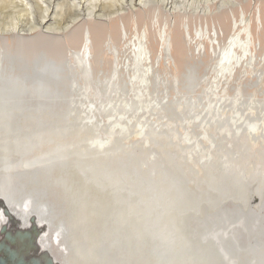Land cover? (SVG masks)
Returning a JSON list of instances; mask_svg holds the SVG:
<instances>
[{
  "label": "rangeland",
  "instance_id": "obj_1",
  "mask_svg": "<svg viewBox=\"0 0 264 264\" xmlns=\"http://www.w3.org/2000/svg\"><path fill=\"white\" fill-rule=\"evenodd\" d=\"M260 4L261 0H0V62L19 64L22 56L42 47L36 37L44 31L63 37L89 20L91 31H80L76 46L102 43L91 60L71 56L65 48L62 63L47 67L54 77L50 86L11 80L0 84V148L7 146L2 135L5 113L18 108L38 117L20 125L23 130L36 124L25 139L28 143L43 152L61 147L56 159L33 170L41 171L34 184H28L67 201L74 215L71 240L91 249L83 257L75 253L77 262L93 259L86 264H99L100 258L121 257L131 264H168L171 259L178 264L189 255L214 250L212 233L204 230L206 221L195 213L202 208L208 216L212 211L215 222L216 209L202 202L204 195L212 190L217 202L231 208L237 203L230 199L233 194L224 179H232L222 172L233 164L249 179L264 169V28L256 31V25L264 24V6L261 23L257 11L250 17ZM207 5L218 12L216 21L210 14L201 16ZM243 13L251 19L248 33L236 31L234 25L239 20L241 30ZM76 17L72 29L63 32ZM235 33L241 38L231 40ZM156 34L157 40L150 41ZM249 37L252 40L234 51L233 58L223 61L226 51ZM55 49L37 55L33 64L54 63ZM22 76L27 78H17ZM25 95L35 99L22 101L19 97ZM21 112L13 116L24 115ZM4 153L0 149V161H5ZM210 153L211 160L202 159ZM166 156L174 158L175 166ZM195 175L204 177L202 182ZM174 188L180 191H168ZM255 192L252 188L244 195ZM147 196L153 206L150 229L141 235L145 218L139 217L138 206Z\"/></svg>",
  "mask_w": 264,
  "mask_h": 264
},
{
  "label": "bare ground",
  "instance_id": "obj_2",
  "mask_svg": "<svg viewBox=\"0 0 264 264\" xmlns=\"http://www.w3.org/2000/svg\"><path fill=\"white\" fill-rule=\"evenodd\" d=\"M140 2H142V0H140ZM262 5L264 6V0H261V4L257 5L254 10L250 12V17H252V14H254L255 11L258 12V22L260 23L263 17L261 15ZM211 6L212 5H207L201 10L200 14L201 16H207L210 14L209 16L216 21L215 16L219 17V14H217L218 12L216 10L210 11ZM219 9H221V7ZM244 13L242 14L243 19L241 24L244 26H241V30H239V20L235 19L234 25L238 27L236 31H244L248 33L247 26L250 24L251 19L247 18ZM92 14L94 15L93 12H88V16H91ZM96 15L97 14L94 16ZM223 16L227 15L224 14ZM220 19L222 18H219V22ZM76 20L77 17L65 28H62L63 30H61L63 32H65L64 30H69L72 26L71 23H74ZM90 21L91 20L77 26L75 29L71 28V32L69 34H65L63 37H58V35L52 34L53 31H44L42 35H38V37H36L41 40L42 47L39 46L37 51L32 50L29 54L22 56L20 59L22 62L19 64L10 62L7 59L2 60L0 62V70H2L3 75L0 78V84L7 85V81L11 80L17 83L21 82L22 84L42 83L49 85L51 80L54 81V77L49 74L50 71L47 67L56 68L62 63L64 58H66V54L63 55L65 48L70 49L69 51L71 56L84 55L91 60L93 55L101 51V41H95V45L92 43L91 48H87V46H89L88 44L85 46L83 45L82 48L84 49L80 46H76L75 44L80 39L77 36L80 34V31H82L85 27H89L87 31H91L92 23ZM220 25L222 31H226L227 25L223 22H220ZM217 28H215V31H219ZM263 28L264 24L261 26L256 25V31L263 30ZM48 30H53V26H48ZM137 30L138 27L135 31ZM98 34H100V32ZM218 36L219 35L217 33V37ZM230 37L231 40L238 39L241 38V34L239 35V33H235ZM157 38V34L153 35V37L150 38V41L154 42ZM249 40L252 39L249 37L246 41H241L239 46H236L235 44V46L232 47L233 51H226L227 53L225 52L223 61L227 62L229 59L233 58L232 53L243 47V44ZM52 42H56L58 44H53ZM7 44V46L11 48L8 42ZM14 47L15 46H13V48ZM54 47H56L54 63L52 60H41V65L35 66L33 64L37 55H41L49 48L54 49ZM71 49L75 52L71 51ZM111 50H113L112 47ZM41 58L43 59V57ZM50 64H53L52 67ZM5 69L6 72H4ZM23 74L27 75V78L23 76L21 78H17ZM86 78H88V76ZM29 96L25 95L22 97L20 96L19 98L22 101H27V98L30 97L34 98L33 96ZM29 103L33 104L35 101L28 102L26 104L29 105ZM21 110L22 109L18 108L10 112L5 111L7 117L5 118L6 122L2 131L4 143L7 146L1 145V147L5 148H0L5 152V161H0V214L2 216V218H0V264H82L84 259L82 258V263L77 262L78 258H75V253L79 254L80 257H83V254L86 253L85 251L88 252L89 250L91 251V249L86 250L87 244L78 241L73 242V240H71V225L74 224V215L66 206L67 201L59 195L51 196V193L46 192L42 187L37 188L28 184H34L33 181L37 180V176H39V172L41 171L36 170L33 172V170L38 167H46L47 164L56 159L57 155H59L61 151V147H50L43 152L35 144L28 143L25 139L32 135L36 124L27 126L23 130L20 125L26 124L29 119L35 120L34 118L38 117L32 116L31 110H22V112ZM18 111L21 112V115L22 113H24V115L14 117L13 114ZM12 121L17 122L18 125L10 124ZM8 151H11V156L7 155ZM163 151L165 156L168 151L166 152V148ZM165 158L166 161L170 162L171 166H175L174 158L172 161L167 156ZM202 159L211 160L212 153L208 155L204 154ZM192 170L193 174H198L197 169L193 168ZM228 170L229 171H223L221 176L223 175L232 179H224V182L227 185L226 189L233 194H230V199L233 201L235 200L234 202L244 209L240 211L237 204H233L231 208L226 207L225 204H220V201L217 202L214 192L210 190L209 193H207L208 195H204L202 202L205 201L210 207V210L216 209L215 213L213 212L215 222L211 220L212 211L209 212L210 214L208 216L201 213L202 208L200 211L199 209L195 211V213L198 212L200 215L197 217L202 219V221H206L207 225L204 230H210L209 232L212 233L210 239L214 244V250L212 251V249L210 250L204 248L205 251H202V254H194L192 256L187 254V252H190L187 247L186 254L189 255L188 257L190 259L177 260V262L179 261L178 264H264V169L256 171L249 179H246V176L242 173V171L237 170L236 165L232 164ZM195 178L197 180L199 179V182H202L204 177H198L195 175ZM88 179L91 178L88 177ZM91 181H93V179H91ZM252 188H255L256 190L255 195L251 196L249 194L245 196V191L249 192ZM172 190L180 191V188L168 189V191ZM215 190H222V188L216 187ZM55 197H57V199ZM251 198H256V200L251 201ZM67 199H69V196H67ZM147 199L150 200L149 196L142 199V203L138 206V209H141V215L139 217L143 216V218H145V222L143 224L144 228L142 227L143 229L140 231L141 235L148 234L150 229V217L153 206L150 205V202L147 201ZM225 200L226 198L222 201L224 202ZM202 202L200 204H202ZM222 207H226V209L220 210ZM130 209L131 210H129L127 214L128 217L132 214L134 207ZM195 213L193 212V214ZM194 220L195 218H192L190 221ZM215 224L219 225L217 229L213 228ZM204 230L202 235L205 232ZM173 239H168V242L172 244ZM252 239H254V241ZM204 240L207 241V239ZM127 244L132 248L135 246L134 243L129 242ZM205 245L206 244H204V246ZM206 248H208V246ZM91 260L93 259H86L84 264L90 262ZM98 263L131 264V261L124 262L121 257L120 259L113 261L111 259L100 258L98 259ZM172 263H175V261H173V259L169 260L168 264ZM140 264H143V261H141Z\"/></svg>",
  "mask_w": 264,
  "mask_h": 264
}]
</instances>
